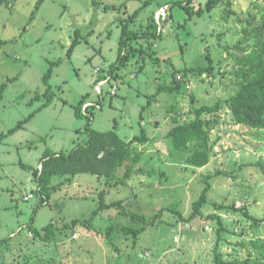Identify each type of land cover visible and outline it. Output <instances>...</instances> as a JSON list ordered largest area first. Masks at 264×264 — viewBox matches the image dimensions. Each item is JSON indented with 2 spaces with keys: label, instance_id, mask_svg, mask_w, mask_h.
<instances>
[{
  "label": "rangeland",
  "instance_id": "1",
  "mask_svg": "<svg viewBox=\"0 0 264 264\" xmlns=\"http://www.w3.org/2000/svg\"><path fill=\"white\" fill-rule=\"evenodd\" d=\"M38 1L0 5V121L8 130L33 113L0 146L14 160L13 188L0 191V264H242L253 252L251 243L264 240V221L254 226L241 211L213 203H235L264 218V173L254 164L264 162V129L235 124L226 105L205 115L213 148L202 167L187 163L189 151L171 148L164 135L174 115L188 122L189 111L233 94L237 75L264 56V0H221L211 10L207 0H194L193 11L201 7L203 12L190 18L174 4L180 0H148L132 27L144 24L159 6L171 5L153 45L158 60L147 58L134 77L135 63L121 67L116 95H104L91 121L93 129L115 130L125 140L144 131L149 141L133 144L142 153L138 165L144 172L123 181V167L112 179L90 173L68 180L53 176L49 203L39 207L34 171L46 152L69 153L86 141V119L76 115L75 105L82 98L98 100L94 69L116 59L120 20L147 0H40L36 8ZM75 37L79 41L69 51ZM209 58L208 73L178 72V91L159 90L170 83L174 69L206 66ZM50 66L52 99L44 105L48 96L42 79ZM5 182L10 184V178L0 181ZM206 185L201 214L185 220ZM102 191L105 202L121 200V205L101 210L91 221L94 229L64 228L74 218H87ZM26 193L33 197L25 200ZM132 214L157 216L136 237L119 229L104 237L111 224L140 228L142 221ZM50 222L61 229L54 240L29 232L28 225L42 233Z\"/></svg>",
  "mask_w": 264,
  "mask_h": 264
},
{
  "label": "trees",
  "instance_id": "2",
  "mask_svg": "<svg viewBox=\"0 0 264 264\" xmlns=\"http://www.w3.org/2000/svg\"><path fill=\"white\" fill-rule=\"evenodd\" d=\"M10 0H0L1 4H6ZM194 0H180L174 4H179L189 15V18L193 14H202L203 10L199 7L198 10L193 11ZM221 0H207L206 7L210 10L219 3ZM148 0L144 2V5L136 8L127 18L120 20L121 32L118 39L117 57L110 63L108 73H110L112 80L122 79L120 75V69L128 64L135 63L136 69L132 71L137 75V70H140L144 66L147 58H151L154 61L158 60L153 49L154 42L161 36V27L159 28L158 23L154 18L155 11H152L144 24L140 27H132L135 23V19L139 15L141 9ZM40 0L36 3V8L39 5ZM171 5L168 10V17L171 12ZM166 21V20H164ZM142 40V41H141ZM78 38L75 37L69 51L78 42ZM1 43V40H0ZM264 44L260 43V48L263 49ZM210 59V58H209ZM248 60H243V62ZM211 69L210 64L201 67H190L183 70L174 69L171 73V81L165 85L160 86L159 90L163 89L166 91L179 90L181 83L176 79V74L182 73L184 76L187 73L195 75H203L208 73ZM104 70V68H103ZM52 73V67L50 66L46 73L43 75V83L46 85L45 94L48 96L44 105L49 104L52 95L49 80ZM237 75V74H236ZM98 78H103L102 72L98 73ZM240 83L238 84L235 92L225 99H219L213 104H202L199 107L189 111L193 117L188 122L180 120L179 116L174 115L170 118V127L164 137L170 140L169 146L175 150H188L189 154L186 157L187 163L192 166L202 167L209 162L212 154V142H211V126L208 124L209 119L205 118V115L213 114L223 108L225 105L229 108L230 116L235 124H244L254 129H264V56H256L254 59L253 66L239 73ZM95 79V78H94ZM96 81V80H95ZM94 84V81H93ZM112 86L111 81L108 86L103 87V96L97 95L98 98L102 97L104 102V95L113 97L116 95L108 94L110 87ZM106 88V90H104ZM4 85L0 87V100L2 98ZM193 98V96H192ZM101 107L103 103L101 100ZM86 102L84 99L75 105V113L77 116L84 117L86 119L85 131L87 133V139L84 143H78L69 152H46L40 162V167L34 171V176L37 182L36 194L39 196L38 207L49 203L50 198V181L53 176L66 177L68 180L70 175L74 176L79 173H90L94 174L98 178L112 179L116 177V172L120 167L124 168L121 181L129 179L136 173H143V167L139 166L138 163L141 160L142 153L138 149L133 148L135 143H147L150 137L141 131L139 135H135L128 140L121 138L115 130L99 131L91 127V121L94 117V110L96 107L90 106L87 108V113L81 111L82 104ZM30 114L24 120L19 121L13 128L8 129L6 132L0 133V142L9 134L13 133L14 130L21 127L31 116ZM259 166L264 173V162L257 161L254 163ZM209 185H206L200 192L198 198L192 202V211L185 217V220L189 221L192 217L201 214L203 205L207 202V192ZM103 191L100 193L99 204L92 213L84 219L74 218L69 223H64V228L75 227L77 224H83L88 229H92L91 221L98 215V213L111 206L121 205V200L105 202L103 199ZM216 208L226 207L234 211H241L244 216L253 220L252 224L256 226L258 221H264V218L258 219L248 212L247 208L236 207L235 203L224 205L222 203H213ZM157 215H153L150 219L145 215L132 214V218L140 219L142 221L141 227H134L130 224L125 225H114L108 226L104 233V237L111 238V233L116 232L119 229L127 237L132 235L136 237L142 232L147 226L152 225L155 222ZM221 218L218 217L217 224H219V232L222 226ZM90 224V225H89ZM29 232L33 237H40L43 241H51L56 238L58 229L56 222H50L42 228V233L37 229H33L31 225H28ZM94 229V228H93ZM96 230V229H95ZM97 232H99L97 230ZM112 242V240H111ZM113 243V242H112ZM110 243V244H112ZM113 245V244H112ZM253 252H249L248 258L242 261V264H264V240L253 241L251 243ZM219 259V257H218ZM224 263L223 261H219Z\"/></svg>",
  "mask_w": 264,
  "mask_h": 264
},
{
  "label": "built area",
  "instance_id": "3",
  "mask_svg": "<svg viewBox=\"0 0 264 264\" xmlns=\"http://www.w3.org/2000/svg\"><path fill=\"white\" fill-rule=\"evenodd\" d=\"M169 8H170V5L168 3H165L161 6H159L157 8V10L155 11L154 18H155L156 22L158 23L159 28L161 27L160 26L161 21L166 20V17L168 16ZM94 72H95V79H94L93 89L95 90L96 94L103 96V94H104L103 87L108 86V83L111 81L112 86L110 87L108 94L114 95L116 93L117 84H116L115 80H112L110 73H108V68L106 67L103 70V68L97 66L94 69ZM100 72H102V74L104 76L103 78H98L99 77L98 73H100ZM131 76L134 77L135 73H131ZM98 100L99 101L101 100V103H103L102 97L98 98ZM90 106L100 108L101 104H100V102L98 103L97 101H86L82 104L81 111L83 113H87L86 109L89 108ZM32 197H33V194L28 193L24 196V199L29 200Z\"/></svg>",
  "mask_w": 264,
  "mask_h": 264
},
{
  "label": "crops",
  "instance_id": "4",
  "mask_svg": "<svg viewBox=\"0 0 264 264\" xmlns=\"http://www.w3.org/2000/svg\"><path fill=\"white\" fill-rule=\"evenodd\" d=\"M170 12H171V10H170ZM3 125H4V122L0 121V133H2L5 130H7V127H3ZM7 136L5 137L6 139L8 138ZM6 139L4 141L2 140L0 142V146H2V147L6 146V144L8 142V141H6ZM7 151H8L7 149L0 148V181L3 182L4 178H6V179L10 178L11 186L7 182H5L3 185H1V183H0V191H5V192H9L10 191L11 192V190L13 188V179H12V176L10 175V173H11V167L14 164V160H12V159L9 160L7 158V156L5 155L7 153ZM39 165H40V163H39ZM26 194H28V193H26ZM72 236L76 237V234H74Z\"/></svg>",
  "mask_w": 264,
  "mask_h": 264
}]
</instances>
